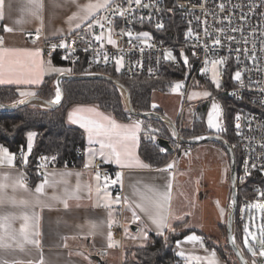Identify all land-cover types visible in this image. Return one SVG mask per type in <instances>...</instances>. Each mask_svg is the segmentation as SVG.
<instances>
[{"label": "crops", "instance_id": "obj_1", "mask_svg": "<svg viewBox=\"0 0 264 264\" xmlns=\"http://www.w3.org/2000/svg\"><path fill=\"white\" fill-rule=\"evenodd\" d=\"M96 2L97 0H40L42 8L37 10L32 7L29 0H4V16L3 19H0L1 37H3L4 40L3 48L29 52L38 50L41 55L36 59L37 64L42 66V75L41 82L36 85L0 84V86L17 87L22 89V91H33L31 89L40 86L47 77L56 76L57 78L61 73L53 75L52 68L54 64L51 62L50 57L42 53L37 47L44 41L61 37L87 26L91 21L82 19L85 14L81 9L88 3ZM102 12L103 10L97 15L100 16ZM74 16L77 18L72 19ZM17 21L20 22L18 23ZM77 24H80L81 27L76 28ZM5 27L12 28L13 31L5 32ZM32 36H35L36 38L31 40ZM37 71H40L39 67L37 68ZM157 93L160 92H154L152 94V109H160L165 116L164 108L157 106L154 102V97ZM153 105H156V107L153 108ZM79 107L95 108L97 111L110 116L112 119L116 120L117 123L121 124L141 122V131L138 133L139 140L135 152L139 160L148 164L150 167L146 169L137 167L121 168L114 162L103 163L102 158L97 155L93 165L86 168L85 165L90 158L89 149L99 150V144H89L87 132L81 128L79 124H73L69 121V113ZM221 110V130L219 132L209 128L208 130L211 134H218L224 137V111L222 106ZM141 119L142 118L139 117H131L128 121H121L117 119L113 113L103 111L96 105L92 104L74 105L68 110L66 114V123L69 126L82 130L85 137L84 155L80 157V165L78 167H58L53 166L50 162L51 167L46 170V172L50 174V179H53L51 176L52 173H56V176L54 177L55 180L61 179L60 173H70V175H65L63 177L66 183H59L55 188H46V195L41 199L50 204L51 208L45 207L43 210L40 208L34 209L35 213L40 217V236L35 237V239L40 241V244L39 246L25 244L22 250L17 244H12L9 248H0V264H3L4 261H8L9 264H17V262L18 264H40L41 260L43 261V264H97V258H100L103 264H122L126 252L132 248H139L135 246V242L131 238L128 239L125 237L123 226L125 221H129V223L133 224L132 226L138 227V232L136 233L144 230L149 237L148 242L150 240V235H159L155 225L152 224L149 218V215L155 214L156 210L146 202L145 206L149 208L148 213L137 208L136 204L141 203L142 201L140 200L139 195L134 194V190H138L139 193H142L147 197H153L154 192L166 193L169 183H171V199L164 203V207L160 210L161 213L168 216V223L173 229L177 224H180L182 229H179V232L194 231L178 240L175 246L178 262L174 264H197V261L191 260L189 257H200L199 264H207L205 258L209 257L213 250L216 253L218 264H228L227 260L224 259L218 251L208 248L209 243H213L215 246H219V243L214 238L206 240L208 235L203 231L204 225L200 224L201 226H191L189 217L191 210L187 196L188 192L185 190L187 177L184 174L185 171L182 170L181 157L173 155L168 162L161 167L152 166L142 157L140 149L148 128ZM212 143L214 144V152L218 158L219 179L215 191L214 189L208 191L210 193L208 198L211 195L214 200H212V203H215V210L217 212V217L219 218V223L217 225L222 228L225 225V219L227 220L228 217L231 200V162L230 156L224 145L219 142ZM193 149L194 148L192 147L191 151H193ZM22 151L28 156L27 165L21 163L22 158L19 159L16 157L14 167H0V177H3L5 174L9 175L10 180L8 183H11L23 174L24 183L31 191L17 188L15 192H13L11 188H9L8 193L11 196H15L17 200H31L33 198L35 186L41 182L42 176L35 170V175L38 177V181L35 184H32V177L30 175L32 166H30L29 163L31 154H28L26 148ZM13 154L16 156V153ZM168 164H173L174 167L168 171L156 170L166 168ZM98 165L110 169V172L107 175H100V181L95 179L96 175L92 171V169ZM189 165L192 166V162H190ZM118 172L122 174V185L121 183L111 184L109 182L106 190L110 193L109 198L113 201L116 196H119L118 191L121 193V202L119 204L113 203L111 205L110 217L109 209L103 206L106 203V200L104 199V190L97 193L96 185L99 183L103 186L104 176H108L110 180L115 179ZM78 181L81 185V191L79 193L81 198L79 200L70 199L68 201L69 207L67 209L64 208L62 203L48 199V197H51L54 194L62 196L65 188L70 191L74 190ZM87 185L92 186L90 196ZM177 193H179V200L176 206L175 199L177 198ZM203 194L204 193L202 192L201 199L204 198ZM212 194H215L216 197ZM125 197L128 199L127 204L123 202ZM221 209H223V215H221ZM21 211L24 210L19 207H12L8 203L0 206V215L8 213L19 215ZM28 211H32V209H28ZM133 211H135L140 218L136 222L132 221ZM258 214L259 211L256 209H248L245 212V225H248L247 223L249 222L248 226L250 231L258 232L259 224L256 219L258 218ZM249 215L250 221L247 219ZM110 218L113 221L111 227L108 226ZM197 219L199 218L197 217ZM21 223L22 221L20 220L15 221L13 228L18 230ZM255 223L256 226H254ZM93 224L96 225L95 229L92 228ZM196 224L199 225V222ZM255 228L257 230H255ZM163 231L164 235L169 232H174L169 231L168 229H164ZM109 232H111L112 239L117 242L118 246L112 248L108 247ZM132 233L135 232L132 231ZM189 235L201 237L203 240V246L199 243L185 242ZM243 238L244 229L241 233V238L238 240L236 237V239L241 250L250 262L252 263L253 259H255L256 264H264V258L259 257L258 255L253 258L251 254L247 252V249L243 246ZM179 252H183L184 255H178L177 253Z\"/></svg>", "mask_w": 264, "mask_h": 264}, {"label": "built area", "instance_id": "obj_2", "mask_svg": "<svg viewBox=\"0 0 264 264\" xmlns=\"http://www.w3.org/2000/svg\"><path fill=\"white\" fill-rule=\"evenodd\" d=\"M121 2L124 8L129 7L127 0ZM143 3L148 7L132 4L133 11L127 13L125 17H120L118 13L114 14L112 10H103L101 13L100 17H111L113 20L111 26L114 27L113 39L116 41V46L107 43L109 25L107 20H102L101 22L105 24L103 29L98 24L92 28L84 26L72 33L44 41L37 48L46 56L58 55L62 61L72 66L84 64L94 73L113 70L126 78L137 75L157 78L167 67H184L186 74L183 84L186 90L183 94L180 123H184L189 115H193L206 103L204 100L191 103L188 101L189 90L194 82L208 81V73L202 74L206 54L209 60L226 58L227 63L220 66L224 72L223 86L225 87L228 79L232 86L225 89L223 95L245 109L243 126L235 146L233 145L238 155L239 187L241 183L250 182L243 187L244 191L241 197L239 195L238 201V220L244 222L245 212L249 209L247 205L257 201L264 202V196L261 195L264 193V170H261V166L264 165V148L261 147V144H264V92L261 91L264 89V0H173L172 4L167 0H143ZM221 4L224 6L223 10L220 8ZM244 16L247 17L246 20ZM174 22L181 28L178 31L182 34L179 45H166L155 38L156 32L166 30ZM158 24H162L163 27L157 28ZM237 26L243 32H231V28ZM121 29L132 31L134 37L140 32H148L151 39L147 43L152 46L149 48L142 40L135 38L129 43L130 38L127 35L119 34ZM221 29L223 32L220 31ZM101 31L105 34L103 47L94 39V36L99 35ZM190 31L191 36L188 35ZM205 31L208 35H205ZM217 36H220L222 42L214 46L213 39ZM226 36H235L238 40L246 36L248 43L230 44ZM35 38L32 36L31 40ZM60 43H65L67 47H59ZM53 44L57 45L54 50ZM237 47L247 48L249 51L247 53L241 51L238 54L234 51ZM168 51L172 52L175 59H164ZM253 52L256 56L255 66L250 59ZM105 54L109 57L107 61L103 58ZM237 55L240 57L239 63H237ZM121 56H123V66L117 71L116 58ZM184 56H187L188 64L184 63ZM236 70L242 71L245 85L243 88L233 79ZM178 128L181 134L182 129L180 126ZM169 132L174 142V156L179 153L187 156L193 145L182 144L175 140L170 130ZM21 153L22 150L16 153V157L22 158ZM78 155L83 156L84 150H79ZM42 156L46 155L40 154L36 164L32 166L38 174L46 172L51 167V161H48L46 169H38L37 165L45 163L40 159ZM253 163L256 164L255 168L251 167ZM92 171L95 175L97 173L107 175L110 169L98 165ZM249 172L250 175H246ZM118 195L121 196L120 191Z\"/></svg>", "mask_w": 264, "mask_h": 264}, {"label": "snow or ice", "instance_id": "obj_3", "mask_svg": "<svg viewBox=\"0 0 264 264\" xmlns=\"http://www.w3.org/2000/svg\"><path fill=\"white\" fill-rule=\"evenodd\" d=\"M29 3L32 5L34 9H40L42 8V4L40 3V0H29ZM127 3L129 4L128 8L123 7V3L121 0H97L96 3H88L86 6H84L81 11L84 12V17L82 19L91 21L87 24L88 28H92L94 24H98L101 29L105 27V24L102 23V20H107V23L109 27L107 28V43L113 46H116V41L113 39L114 34V27L111 25L113 24V20L111 17H100L97 14L101 11H109L112 10L113 13H118L120 17H125L127 13H130L133 11L131 8L132 4H135L136 6L141 7H148V5L143 3V0H127ZM4 0H0V19H3L4 12ZM221 10H223L224 6L223 4L220 5ZM77 17H72V19H76ZM245 20L247 19L246 16L243 17ZM141 20L143 17L140 18ZM18 23L20 21H17ZM230 22V21H229ZM81 25L77 24L76 28H80ZM162 24H158L157 28H162ZM5 32H12V28L5 27ZM223 32V29L220 30ZM243 32V30L237 26L231 28V32ZM120 35H127L129 39V43H131V40L133 38L137 40H142L146 44L147 47H151L152 45L147 43L151 39L148 32H140L135 37L133 36L132 31L127 29H121ZM189 36L192 35L191 31L188 33ZM205 35H208L207 31H205ZM38 38V34H37ZM94 39L97 42H100V46L103 47V41L105 40V34L103 31L100 32L99 35H95ZM226 39L229 41V43H236V44H247L248 38L246 36H242L241 39H237L235 36H226ZM221 38L220 36H217L213 39V45H220L221 44ZM4 40L3 37H0V84H26V85H36L41 82V75H42V66L37 64V59L41 53L37 50L34 52L29 51H17L14 49H5L3 48ZM57 47V45L53 44L52 48L53 50ZM59 47L65 48L67 45L65 43H60ZM253 48H255V43H253ZM143 51V49H141ZM236 53H240L241 51H244L247 53L249 50L247 48L241 49L240 47H237L234 49ZM183 55V53H181ZM195 55V53H193ZM104 60H108L107 54L104 55ZM164 59H175L171 51L166 52L164 55ZM250 59L253 62V65H256V56L253 52ZM240 62V57L237 55V63ZM184 63L188 64V58L187 56H184ZM227 60L226 58H216L209 60L206 58L204 61V67L202 69V74H207L211 72V83L215 85L217 89L221 88L220 83V71L219 67L220 65L226 64ZM116 64L118 65L117 71H119V67L123 66V56L116 58ZM210 64V67H209ZM40 68V71H37V68ZM53 71L59 72L63 74L64 72H71V69H64V68H55ZM233 79L239 84L241 88H243L244 80L242 79V71L236 70L234 72ZM184 85L180 82L175 83L172 86V91L177 92L181 88H183ZM262 92H264V89H261ZM21 97H35L36 92L34 91H21L19 93ZM199 96L208 97L211 96V92L204 91L203 93H197L193 92L191 95H189V100L195 99ZM61 101V90L59 87L56 88L55 96L52 100L47 101L46 103L48 105L52 104H59ZM23 102V101H20ZM156 105H153V108H155ZM221 118V107L217 103H212L211 110L207 113V125L209 129H215L216 131L221 130V125L219 123ZM68 119L73 124H79L81 128H83L87 134H88V141L89 144L98 143L99 144V150L89 149L90 152V158L88 162L86 163L85 167H90L93 165V162L96 158V156H100L102 158L103 163H111L114 162L115 164L119 165L121 168H142L146 169L150 166L148 164L143 163L139 160V158L136 156V147L138 144V133L141 131V122H134L132 124H121L117 123L116 120L112 119L110 116L104 115L103 113L97 111L95 108H85V107H79L76 108L73 112L69 113ZM235 120L237 123L235 124V128L237 129V132L239 134L240 130V116L237 115L235 117ZM156 129H150V132H155ZM35 135V133H29L28 134V146H27V152L28 154H31L32 151V138ZM151 139H155V136H151ZM195 139H203V137H195ZM261 147L264 148V144H261ZM163 151V149H161ZM21 163L24 165H27L28 163V156L25 155L22 151L21 153ZM45 163L37 165L39 168L46 169L48 167L47 162L51 159L52 161L55 160V157H47L42 156L40 158ZM15 160L16 156L10 150L6 147L0 146V167L7 166V167H14L15 166ZM174 167L173 164H168L166 168L163 169H156L157 171H168L169 169H172ZM252 168L256 167V164L253 163L251 165ZM261 170H264V165L261 166ZM42 176V180L40 183H38L35 186L33 198L31 200L28 199H20L17 200L15 196H11L8 193V189L11 188L13 192L17 188L24 189L25 191H31L27 188V185L24 183L23 180V174H21L20 177L13 180L11 183H8L10 180L9 175L5 174L3 177H0V206H3L5 203L10 204L12 207H19L23 209L24 211H21L19 215L8 213L4 215H0V248H9L12 246V244H17L21 250L23 249V246L25 244H32L35 246H39L40 241L38 239H35V237L40 236L39 232V220L40 217L38 214L35 213L34 209L40 208L43 210L45 207L51 208V205L46 203L42 197L46 195V188L52 187L55 188L57 184L59 183H66V181L63 179L65 175H70V173H60L61 179L55 180L54 177L56 176V173H52L51 176L53 179L49 178V175L47 172L39 173ZM79 175V174H78ZM246 175H250L249 173H246ZM95 179L97 181H100L101 177L99 173L96 174ZM104 184L101 186L99 183L96 185V192L100 193L102 190H104V199L106 200V203L103 205L104 207L109 209V216L111 217V205L113 203L119 204L121 202L120 196H116L115 200L113 201L110 199V193H108L107 187L109 182L111 184H117L121 183L122 185V174L117 173L115 179H109L108 176H104ZM89 196L92 192V186L87 185ZM81 191V185L79 181L77 182V185L74 190H69L67 188L64 189L63 195H53L51 197H48V199L62 203L64 208L67 209L69 207L68 201L70 199L79 200L81 197L79 195ZM154 191V190H153ZM134 194L140 196L141 203H137L136 207L140 208L141 211H144L146 213L149 212V208L145 206V202L149 204L153 209H155V214H150L149 218L152 222V224L155 225L157 232L159 235H164V229H168L169 231H175L171 227V225L168 223V216L163 215L161 213V209L164 207V203L170 201L171 199V183L168 185V190L166 193H158L154 192L153 197H147L142 193H139L138 190H134ZM262 196H264V193H261ZM125 204L128 203L127 197L124 198L123 201ZM249 209H256L261 213V218L264 220V202H253L247 205ZM28 209H32V211H28ZM221 215H223V209H221ZM140 218L136 214L135 211L132 212V221L136 222ZM20 220L22 221L19 229H14L13 224L15 221ZM113 221L111 218L109 219V227L112 226ZM96 225L93 224L92 228L95 229ZM127 231V229L125 230ZM143 239L147 240V234L143 233ZM11 242V243H9ZM185 242L189 243H199L201 246H203V240L201 237L196 235H189ZM231 242L233 244V249L235 251V255L239 257L241 264H247V262L244 260V257L241 255L239 251L235 250V238H231ZM117 242L113 241L111 232L108 233V247H116ZM243 246L247 249V252L251 254L253 258L259 257L264 258V223H261L258 227V232L250 231L249 226L245 225L244 227V238H243ZM207 251V249H206ZM180 256H183V252L177 253ZM191 260L197 261V264H199L200 257H189ZM207 261V264H218V261L216 259V253L213 250L210 253L209 257L205 258ZM3 264H9L8 261H4ZM18 264V262H17ZM40 264H43V261L41 260ZM252 264H256V260L253 259Z\"/></svg>", "mask_w": 264, "mask_h": 264}, {"label": "trees", "instance_id": "obj_4", "mask_svg": "<svg viewBox=\"0 0 264 264\" xmlns=\"http://www.w3.org/2000/svg\"><path fill=\"white\" fill-rule=\"evenodd\" d=\"M170 4L173 0H167ZM180 26L175 22L169 28L161 32L155 33V38L166 45L175 46L181 43L182 34L178 32ZM51 62L57 67L70 68V74L94 73V71L86 68L84 64L72 66L60 59L58 55L50 57ZM102 74L113 77L120 81L130 92L132 106L137 112L152 111V94L160 92L168 94L172 86L182 81L186 74L184 67L172 68L167 67L163 73L157 78H149L143 75H137L133 78H126L117 75L113 70H106ZM55 77H47L45 81L38 87L31 90L36 92V96L50 101L54 98L56 86ZM64 98L61 105L56 109H48L37 105H28L18 108L15 111H0V146L8 148L13 153H18L26 148L27 134L35 131L36 141L30 156V166H34L40 154L47 157H55L51 164L58 167H78L80 165L79 150H84L85 137L82 130L69 126L66 123V114L74 105H96L103 111L113 113L117 119L121 121L130 120L131 114L127 110L125 101L119 90L110 82L100 79L95 80H64L63 81ZM232 86L228 79L225 89ZM22 89L10 86H0V103L13 104L20 101L23 97L19 95ZM227 106V105H226ZM223 106V123L224 138L232 145L231 139V123L229 121L230 112L228 107ZM208 109L207 103L201 105L194 115V119L188 122L189 126L182 128L181 135L184 139L189 140L201 135L211 134L205 124V116ZM227 109V110H226ZM156 113L162 114L160 109L155 110ZM146 127L149 124L163 127L164 134L158 136L169 140L173 145L172 136L167 127L157 120L141 119ZM186 121V120H185ZM185 123V122H184ZM156 128V127H155ZM153 140L148 139L146 134L142 142L140 153L142 157L154 167H161L168 162L173 156L161 151ZM236 153L237 163L238 155ZM36 171L30 170L32 184L38 181ZM250 182L241 183L239 187V195L241 197L244 191L243 187ZM245 221L239 222L238 216L236 220V237L239 240L244 229ZM174 232L164 235H150L149 242L144 247H139L131 252H126L122 264H174L178 262L175 246L178 240L182 239L190 232H179L180 226L174 227ZM208 240V239H207ZM228 243V242H227ZM208 248L215 249L227 260L228 264H239L233 261L226 251L220 246L209 243ZM230 248V247H229Z\"/></svg>", "mask_w": 264, "mask_h": 264}, {"label": "rangeland", "instance_id": "obj_5", "mask_svg": "<svg viewBox=\"0 0 264 264\" xmlns=\"http://www.w3.org/2000/svg\"><path fill=\"white\" fill-rule=\"evenodd\" d=\"M221 66V65H220ZM219 67L220 71V83H221V88L217 89L214 84L211 83V72L208 73V81H199L196 80L192 87L189 90V95L193 92L197 93H203L204 91H209L211 92V96L208 97H203L199 96L195 99L188 100L189 103L191 102H197V101H206L208 105V109L206 112L205 116V124L207 125V113L211 110V105L212 103H217L221 104L222 107L226 106L228 107L229 112H230V118L229 121L231 123V139L232 142L235 146V143L238 140V137L240 135L241 128L243 126V121H244V114H245V109H243L237 102L232 101L227 99L223 93L225 90V87L223 86V77H224V72L222 68ZM210 67V64H209ZM55 68H64V69H70L66 67H57L53 66L52 72L53 75H58L60 74L59 72L53 71ZM117 75H120V73H116ZM184 80V79H183ZM182 81H178L183 84ZM177 83V82H176ZM184 85V84H183ZM186 90V86L184 85L183 88H181L177 92H173L170 90L168 94H162V93H157L156 96L154 97V102L157 106L164 108L165 116L170 119L173 123H175L178 127L180 126L181 129L187 126H189L188 122L190 120L194 119V115H196V112L193 115H189L184 121L185 123H180V112H181V105L183 102V94ZM56 91V90H55ZM55 96V94H54ZM39 106V105H37ZM44 107V106H41ZM152 111H155V109H151ZM227 110V109H226ZM224 111V110H223ZM164 115V114H163ZM239 115L240 120V130L239 134L237 132V129L235 128V124L237 121L235 120V117ZM221 118H222V110H221ZM221 118L219 123H221ZM151 121V120H150ZM154 125L149 124L148 129H147V136L148 139H151V136H155V139H151L154 142L160 136L161 134H164V130H162L163 127H158ZM150 129H156L157 131L155 132H150ZM215 130V129H211ZM216 131V130H215ZM31 133H35V135L32 138V150L35 145L36 141V135L37 133L35 131H30ZM29 132V133H30ZM28 133V134H29ZM28 134L26 136L27 138V143H26V150L28 146ZM202 136V135H201ZM199 137V136H198ZM214 144L212 142L208 143H203V144H198V145H193V151H191L187 156L183 155V153H179L177 157H181V163H182V170H184V174L187 177V183L185 184V190L188 192V200H189V207H190V222L191 226H201L200 224L204 225L203 226V231L206 233L208 236L206 237V240H211L215 239L219 243V246L226 251V253L231 256L233 261H237L229 246L227 243V220L225 219L224 221V226L220 228L217 224L219 223V218L217 217V212L215 210V203H212V197L209 196L210 190L215 191L217 184H218V179H219V165H218V158L214 152ZM32 152V151H31ZM184 156V157H183ZM190 162H192V166L189 165ZM202 192L204 193V198L201 199V194ZM213 196L215 194H212ZM178 197L179 193H177V198L175 199V205L177 206L178 203ZM216 197V195L214 196ZM215 199V198H214ZM214 201V200H213ZM199 214V215H198ZM197 217L199 219H197ZM215 218V219H214ZM248 221H250V215L247 217ZM258 221V224L260 225L261 223H264V220L261 218V213L259 212L258 218H256ZM197 220V221H195ZM199 222V225L196 223ZM216 222V223H215ZM255 222V221H254ZM195 223V224H194ZM249 225V222L247 223ZM121 225V224H120ZM133 224L129 223V221H125L124 226V232H125V237L128 239H132L135 243V246L137 247H144L147 242H148V236L147 240L143 239V233L144 230H141L139 233H132L131 231V226ZM258 225V226H259ZM177 226H180V229H182L180 224H177ZM256 226V223L255 225ZM127 229V231H125ZM255 230H257L255 228ZM167 237V233L164 235ZM136 249V248H134ZM133 248L129 250V252L134 250ZM125 258V257H124Z\"/></svg>", "mask_w": 264, "mask_h": 264}, {"label": "water", "instance_id": "obj_6", "mask_svg": "<svg viewBox=\"0 0 264 264\" xmlns=\"http://www.w3.org/2000/svg\"><path fill=\"white\" fill-rule=\"evenodd\" d=\"M105 80L110 83H112L121 93L125 104L127 106L128 112L131 114V116L139 117L142 119L147 120H157L161 121L168 129L172 132L175 140L180 141L182 144L189 143L191 145H198L208 142H219L226 148L229 156H230V175H231V200H230V206H229V213L227 217V242L228 246L232 250L233 254L235 255V251L233 249V244L231 242V238H235V250L239 251L241 255L244 257V260L247 262V264H252L250 260L246 257L244 252L241 250L240 246L237 243L236 239V220H237V211H238V201H239V179H238V167H237V159L235 151L232 147V145L224 138L222 135L218 134H207L202 135L199 137H203V139H189L186 140L182 137V135L179 132L178 126L173 123L170 119H168L166 116L156 113L155 111L150 112H137L134 110L132 106V101L130 97V92L128 89L118 80L114 79L113 77H110L108 75L102 74V73H85V74H70L69 72H64L63 74H60L55 79V86L56 88L59 87L61 90V101L59 104H52L48 105L46 100H43L37 96L35 97H24L20 101L23 102H16L13 104H2L0 103V111H15L20 107L28 106V105H39L44 106V108L48 109H56L58 108L64 98V90H63V81L64 80ZM155 143L163 149V152L166 154L174 155L175 149L171 142L169 140L163 139V138H157ZM131 230L133 232H138V227L131 226ZM236 259L238 260L239 264H241L239 257L235 255ZM97 264H103L102 260L100 258H97Z\"/></svg>", "mask_w": 264, "mask_h": 264}]
</instances>
